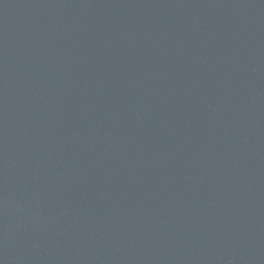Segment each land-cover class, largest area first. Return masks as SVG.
<instances>
[{
	"label": "water",
	"instance_id": "95a60500",
	"mask_svg": "<svg viewBox=\"0 0 264 264\" xmlns=\"http://www.w3.org/2000/svg\"><path fill=\"white\" fill-rule=\"evenodd\" d=\"M0 264H264V0H0Z\"/></svg>",
	"mask_w": 264,
	"mask_h": 264
}]
</instances>
